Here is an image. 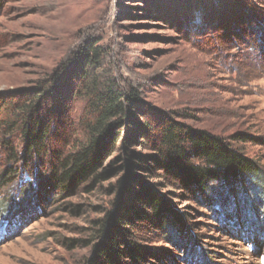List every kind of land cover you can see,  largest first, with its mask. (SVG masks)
I'll return each instance as SVG.
<instances>
[{
    "label": "rangeland",
    "instance_id": "1",
    "mask_svg": "<svg viewBox=\"0 0 264 264\" xmlns=\"http://www.w3.org/2000/svg\"><path fill=\"white\" fill-rule=\"evenodd\" d=\"M93 46L98 75L121 94L133 90L136 109L99 170L106 178L71 192L46 182L45 162L13 166L0 149V173L17 172L14 183L0 182V264H84L98 243L94 223L121 201L119 182L149 188L180 214V223L129 228L143 251L138 264H264V185L226 199L216 189L210 203L149 162L167 115L232 143L264 172V0H0V100L64 68L61 86ZM83 107L70 102L67 136ZM10 140L20 153L18 135ZM128 154L139 168L126 167Z\"/></svg>",
    "mask_w": 264,
    "mask_h": 264
},
{
    "label": "trees",
    "instance_id": "2",
    "mask_svg": "<svg viewBox=\"0 0 264 264\" xmlns=\"http://www.w3.org/2000/svg\"><path fill=\"white\" fill-rule=\"evenodd\" d=\"M93 48L91 57L84 50L82 63L77 64L61 86L57 82L64 68L13 100H0V149L6 150L7 162L15 166L28 159L31 167L32 161L45 162L42 176L58 191L71 192L91 177L94 182L106 178V172L99 173V170L116 151L117 133L125 126L131 110L136 109L137 96L133 90L121 94L116 83L98 75L100 67L96 64L101 48ZM76 98L84 102L83 113L72 129L75 133L69 137L66 135L68 106ZM156 132L151 143L156 156L149 162L210 203L217 202L220 195L225 199L232 196L236 187L245 190L256 184L264 185L262 169L232 143L211 132L182 125L167 115L159 118ZM15 135L23 144L20 153L10 140ZM233 139L245 140L241 135ZM55 146L59 147L55 149ZM127 161L128 169L139 168L129 154ZM137 162L146 160L138 157ZM16 173V170L4 169L0 182L14 183ZM117 189L123 195L121 201L114 203L113 211L94 223L98 243L93 256L84 264H127V260L138 264L143 251L130 240L129 228L139 220L160 224L165 220L181 221L180 214L149 188L135 192L131 186L119 182ZM216 189L220 195L215 193ZM143 206L150 214L144 213Z\"/></svg>",
    "mask_w": 264,
    "mask_h": 264
}]
</instances>
